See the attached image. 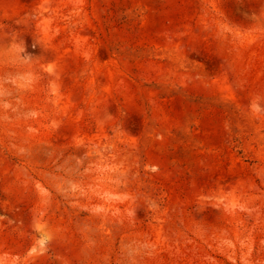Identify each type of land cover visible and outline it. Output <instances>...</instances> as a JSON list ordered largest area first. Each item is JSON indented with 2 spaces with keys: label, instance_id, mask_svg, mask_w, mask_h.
I'll return each instance as SVG.
<instances>
[{
  "label": "rangeland",
  "instance_id": "374dc122",
  "mask_svg": "<svg viewBox=\"0 0 264 264\" xmlns=\"http://www.w3.org/2000/svg\"><path fill=\"white\" fill-rule=\"evenodd\" d=\"M0 264H264V0H0Z\"/></svg>",
  "mask_w": 264,
  "mask_h": 264
}]
</instances>
